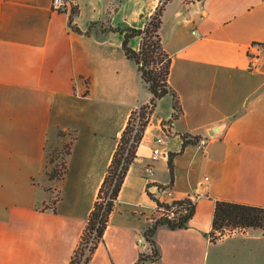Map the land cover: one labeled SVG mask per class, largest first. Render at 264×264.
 Wrapping results in <instances>:
<instances>
[{
  "label": "crops",
  "instance_id": "crops-1",
  "mask_svg": "<svg viewBox=\"0 0 264 264\" xmlns=\"http://www.w3.org/2000/svg\"><path fill=\"white\" fill-rule=\"evenodd\" d=\"M179 1L163 10L159 36L182 115L170 125L171 95L157 101L88 264L137 262V240L156 212L149 183L160 201L197 199L186 229L156 230L159 259L144 264H217L211 248L237 238L245 255L264 264V230L215 243L208 237L216 200L264 207V58L248 68L252 46H264V0ZM75 2L79 33L70 13L51 11V0H0V264L69 263L120 134L131 112L151 99L122 42L127 30L145 27L159 0ZM141 42L133 37L129 47L138 51ZM56 130L75 134L62 182L45 175ZM182 134L205 144L179 153ZM158 137L166 140L165 156L151 162ZM171 153L179 154L164 196L154 184H169ZM149 164L147 182L141 171Z\"/></svg>",
  "mask_w": 264,
  "mask_h": 264
},
{
  "label": "trees",
  "instance_id": "trees-1",
  "mask_svg": "<svg viewBox=\"0 0 264 264\" xmlns=\"http://www.w3.org/2000/svg\"><path fill=\"white\" fill-rule=\"evenodd\" d=\"M183 1L189 2L192 0ZM170 2L171 0H159L155 12L142 30L129 29L124 34L122 42L124 54L137 64L141 80L151 93V99L148 104L142 105L131 112L120 134L116 150L113 153L78 245L73 251L68 264H88L97 245L103 239L109 216L114 209L127 172L137 158V148L155 110L157 101L166 95H171L173 112L168 121L170 125L182 115V108L177 94L168 85L171 60L165 52L159 36L162 13ZM77 14L78 6L75 2L72 5L68 22L72 29L79 33V29L72 25ZM111 30L117 31V29ZM136 36H142L138 51H134L129 47V40ZM56 135L59 139L69 135L70 140L63 143L62 148L55 147L49 151L47 148L45 169L47 170L48 166L53 165L57 159L60 160V163L51 168L49 172H45V175L48 181L62 182L67 172V157L70 155L75 134L71 131L56 130ZM188 137L186 134L181 135L182 148L179 153L187 145L197 144V137L191 139H188ZM179 153L168 155L170 181L167 186L154 184L159 190L173 185V159ZM151 185L147 184V195L155 202L156 210L170 211L175 209L174 216L169 218L164 212L160 217L153 219L143 231V236L152 245V256L141 255L135 264H144L148 261L154 262L159 259L153 236L160 226H166L170 230L186 229L195 214V203L189 197L163 202L148 191ZM46 191L51 192V189L47 188ZM59 199L60 196L51 204H56ZM214 204L212 228L208 234L210 242L215 243L233 233L244 232L251 228L264 230V207L226 200H216Z\"/></svg>",
  "mask_w": 264,
  "mask_h": 264
},
{
  "label": "built area",
  "instance_id": "built-area-1",
  "mask_svg": "<svg viewBox=\"0 0 264 264\" xmlns=\"http://www.w3.org/2000/svg\"><path fill=\"white\" fill-rule=\"evenodd\" d=\"M74 1L75 0H51V11L54 13H67L68 14L71 11ZM252 47H254L256 51L255 53H250L249 55V65H248L249 70L257 69L261 60L264 58V46L263 45H254ZM164 130L165 132L166 131L168 132L169 125H165ZM191 138L192 137L190 136L188 137V139H191ZM165 144H166V140L164 137L156 138V140L154 141V147H153L152 154H151V162L156 161L161 156L162 157L165 156V153L162 152V147L165 146ZM197 144L199 146H204L205 140H198ZM152 171H153L152 164H149L142 169L141 173L145 181L147 182L149 181ZM205 180H207V178H205ZM157 192L164 196H170L171 188L167 187L166 189H163V190H159L157 188ZM189 198L193 203H195L197 199V195L192 194L191 196H189ZM161 211H162L161 215L165 212V214L170 218L174 216L175 209H172L170 211H164L162 209ZM137 245L140 248V252L142 256H152V245L148 240H146L144 236L140 237L137 240ZM86 252H87V249H86Z\"/></svg>",
  "mask_w": 264,
  "mask_h": 264
},
{
  "label": "rangeland",
  "instance_id": "rangeland-1",
  "mask_svg": "<svg viewBox=\"0 0 264 264\" xmlns=\"http://www.w3.org/2000/svg\"><path fill=\"white\" fill-rule=\"evenodd\" d=\"M172 6H177L180 1L179 0H173ZM75 3V1H74ZM165 125H168L167 123L163 124V127ZM168 135L170 134V131H166ZM70 140V136H65L64 138L59 139L55 133V139L49 143L48 145V151L57 147L62 148V144L65 142H68ZM60 160L57 159L53 165H49L46 172H49L51 168H53L55 165L59 164ZM48 181V180H47ZM51 183H47V188H50ZM58 197V194L55 193L54 199ZM162 211L159 210L154 213L153 219H156L161 216ZM148 227V226H147ZM211 250L214 252L216 256V262L217 264H259V260L254 257L251 254L245 255V251L241 250V244L240 239H232L228 241H224L222 243L217 244L215 247L211 248Z\"/></svg>",
  "mask_w": 264,
  "mask_h": 264
}]
</instances>
